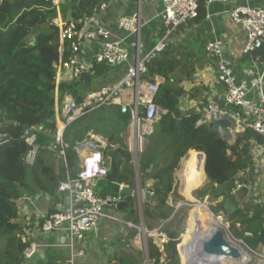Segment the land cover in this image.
<instances>
[{
    "label": "trees",
    "instance_id": "1",
    "mask_svg": "<svg viewBox=\"0 0 264 264\" xmlns=\"http://www.w3.org/2000/svg\"><path fill=\"white\" fill-rule=\"evenodd\" d=\"M71 19H83L95 9L112 0H70ZM62 16L65 7L60 5ZM205 13V2H200L199 17ZM58 16L52 1L46 0H0V264H23V252L28 242L21 238L18 201L23 196H33L43 192L52 194L58 181L68 175L75 178L80 170V144L89 138V133L104 137L107 146L102 149L103 165L107 174L96 180V195L116 197L122 184L140 175L141 188L150 183L155 191L154 199L147 204L146 219L166 220L174 209L169 205L174 191L175 172L181 160H188L192 150L205 153V172L213 185L216 197L223 198L219 208L223 211L225 198L231 196L240 185L253 186L256 165L253 162L254 149L263 142L254 130L246 128L235 139L221 133L204 119L210 102L200 101L198 108H181L185 93L180 74V60L174 50L166 47L149 64L145 80H155L165 73L167 81L155 96V103L164 113L155 122L154 131L148 136L137 162L123 136L132 123V114L122 113L120 107L103 106L72 122L65 132L68 147L65 150L66 171L58 164V150L52 145L55 131L56 99L59 103L67 95L77 96L81 88L93 86L114 67L105 63H95L89 72L78 78L56 84L57 65L69 56L71 48L65 42L61 48L60 30L54 23ZM65 18V17H64ZM197 18V19H198ZM259 66L264 65V45L247 54ZM169 75L171 78H169ZM188 78V74L186 76ZM219 107L228 111L223 101ZM25 125L35 129L40 152L35 164L28 166L24 158L30 149ZM54 127V129H53ZM52 130V133L50 131ZM137 163V164H136ZM195 168L194 160H190ZM65 172V175L62 174ZM129 201H132V197ZM252 195L248 206L239 210L238 218L231 223L235 236L242 239L254 251L264 249V202ZM158 204H155V202ZM202 203V202H200ZM152 208V209H151ZM150 210H152L150 212ZM131 216L133 209H128ZM164 226L170 241L163 251L153 237L147 240L148 254L152 264H181L178 251L179 234ZM184 250L185 245L180 246Z\"/></svg>",
    "mask_w": 264,
    "mask_h": 264
},
{
    "label": "built area",
    "instance_id": "2",
    "mask_svg": "<svg viewBox=\"0 0 264 264\" xmlns=\"http://www.w3.org/2000/svg\"><path fill=\"white\" fill-rule=\"evenodd\" d=\"M46 1H52L58 12L54 23L60 30L61 48L65 42H68L71 48L69 56L61 59L57 65L55 75L57 85L63 82L65 75L70 76L71 79L78 78L93 67H89L79 56L81 43L86 39L102 38L103 40L102 47L94 56V64L105 63L114 68H125V74L120 81L89 90L85 95L79 96L81 98L79 103L75 100L77 96H71L60 106L59 90L58 88L55 90L54 142L58 144L59 157L65 159V150L68 147L65 141V132L68 126L91 111L111 105H119L122 113L130 112L132 114V122L136 128L139 141L138 148L142 152L146 135L153 132L155 122L161 118V114L164 112L155 103V96L160 91V87L166 83L162 84L163 81L158 78L154 81H148L143 79V76L148 72L150 61L168 46L170 37L177 28L199 16L202 0H162L160 19L165 26L164 35L144 56L138 55L134 62H132L131 53L124 46L123 40L114 38L112 30L107 29L101 23L99 15L107 7L106 3H103L99 9H95L91 16L72 20L62 16L60 0ZM203 1L205 6H209L216 0ZM229 14L232 21L240 25L245 32L243 54H252L260 49L264 45V8L238 4L230 10ZM117 25L128 34L135 35L137 47L141 46L143 22L140 16L135 14L123 16L118 20ZM206 50L208 55L217 61V78L225 87L222 97L224 105L234 108L231 111L232 117L245 120L243 130L250 128L262 137L263 142L253 151V160L256 161L260 158L264 160V65L259 66L252 59L250 66L245 70L244 78L239 79L232 61L224 54L221 41L208 42ZM130 88H134L135 92L128 102L123 103L121 97ZM227 113L219 107L216 101L210 102L205 110L204 119L200 120L199 123L227 118L225 115ZM218 129L222 132L220 127ZM26 134H28L27 131ZM101 139L96 134L89 133V138L80 144L78 148L81 157L79 173L75 178L67 175L65 179L58 181L55 187L57 193L64 194L68 198L69 207L66 210L47 214L40 226L43 233L57 230L66 231L67 246L70 248L71 257L65 264H76L77 257L85 256V251L78 249L77 245L84 241L86 235L104 217L118 220L117 217L106 214L105 208L122 201V196L102 198L96 195L94 190L96 180L107 174V169L103 165L104 155ZM27 141L30 149L24 158V163L33 166L40 152V145L37 142L36 134L28 136ZM144 190L150 191L151 197L155 196V191L150 183L146 184L145 189L139 190L140 195ZM197 203L191 205L195 207ZM182 205L184 203H179L178 207ZM210 213L220 224V227L227 234H230V223L226 220L224 212L210 211ZM165 223L166 221L162 222L158 228L148 230L149 236L156 239L161 251L170 241L168 233L164 230ZM128 224L136 227L131 222ZM21 238L23 242H28V246L23 252L24 260L27 261L35 257L43 245L24 237V235ZM260 255L264 257V255Z\"/></svg>",
    "mask_w": 264,
    "mask_h": 264
},
{
    "label": "crops",
    "instance_id": "3",
    "mask_svg": "<svg viewBox=\"0 0 264 264\" xmlns=\"http://www.w3.org/2000/svg\"><path fill=\"white\" fill-rule=\"evenodd\" d=\"M60 1L66 9L63 17L71 19L69 7L67 9L71 1ZM238 4H248L252 7L264 8V0H216L212 5L205 6L203 16L197 17L198 19L196 18L178 27L170 37L167 47H171L174 50L176 59L180 60L181 67L179 72L185 78L182 80V84L185 86V93L181 101L182 109L198 108L200 101L205 99L208 102H218L222 100L224 95L225 87L217 78V61L211 58L206 50L208 42L213 40L221 41L224 54L232 61L237 77L239 79L244 78L245 70L250 66L252 58L243 54L242 48L245 40V32L240 25L232 21L229 14L230 10ZM161 11L162 0H112L100 13L99 17L101 23L107 29L112 30L114 38L123 40V44L129 49L131 60L134 62L138 55L141 57L144 56L164 35L165 26L160 19ZM132 14L140 16L143 22L141 46L138 47L136 44V36L128 34V32L120 29L117 25L121 17ZM102 43V38L86 39L81 43L79 56L89 67L93 66L94 56L102 47ZM124 74L125 68H113L93 88L96 89L105 84L118 82L123 78ZM187 74L188 78H186ZM157 78L163 81L162 84L167 80L165 73L158 74L155 79ZM169 78H171L170 75ZM69 80H72L70 76L65 75L63 81ZM167 82L169 84L172 83V79ZM89 90H91L89 87L84 86L77 96H83ZM134 90V88H130L122 95L121 100L123 103L130 100L135 92ZM71 96L67 95L63 103ZM111 106L119 107V105ZM232 110H228V113L225 115L231 120V126L228 128L227 134L233 140L239 132L244 131L245 120L232 117ZM151 134L146 135L143 148L146 141H148V136ZM123 136L136 161L134 149H138L139 141L133 122L128 126ZM101 138L103 148H105L107 141L104 137ZM53 141L54 138L52 143ZM141 153H139L137 160ZM190 160H194L195 168H191ZM205 160V153L198 149L190 152L185 167L182 165L185 159L181 160L180 166L183 167V170L179 168L174 174V191L171 193L169 200V205L174 209V212L166 220L153 219L152 221L149 219L148 221L153 222L149 225L146 224L144 218L143 222L140 221L137 211L140 206H147L148 203L155 201L154 197H152L151 201L147 202L143 193L142 195L139 192L137 194L136 188L138 182L136 181V177L134 180H130L128 184H122L120 186V192L125 195L122 200L127 199V204L122 210L118 209L116 205L105 208L106 214L113 215L118 220L104 217L86 235L84 241L77 245L78 249L85 251V256L77 257L75 260L76 264H144V259L142 258L144 255L142 228H145L144 226L147 227V229H144L145 233H148L146 230L158 228L163 221H166L167 224L175 220L170 227L179 234L181 226H189L192 219V214H180L181 206L178 207L179 203L193 204L198 201L204 202L211 212L219 208L223 198L216 197L213 191V185L208 180L205 172ZM253 162L256 165L255 183L253 186L240 185V187L246 186L249 191L246 197L244 196L245 199L243 201L241 199L244 197L238 199L241 204L239 210L244 208V204L248 206L249 199L252 195L256 196L260 202H264V160L260 158L256 161L253 160ZM128 196L132 197L131 202ZM155 204H158V202L156 201ZM18 206L19 218L16 222L21 228V236L24 235V237L35 240L43 245L38 254L32 259L25 261V264H65L71 257L70 248L67 246L66 231L57 230L55 232L43 233L40 230V226L42 225L44 216L47 214L68 209V198L64 194L57 193L56 191L52 194L40 192L33 196H23L19 199ZM128 209H133L131 216ZM219 212H224V210ZM193 219L198 220V216L195 215ZM180 221L184 223L179 227V224H181L179 223ZM128 222L133 223L136 227L129 225ZM139 224L141 225L139 226ZM144 247L147 252V258L150 261L148 248L145 243ZM161 262L167 263L165 259H162Z\"/></svg>",
    "mask_w": 264,
    "mask_h": 264
},
{
    "label": "bare ground",
    "instance_id": "4",
    "mask_svg": "<svg viewBox=\"0 0 264 264\" xmlns=\"http://www.w3.org/2000/svg\"><path fill=\"white\" fill-rule=\"evenodd\" d=\"M188 234V249L186 255L192 264H212L213 254H226L239 259L238 263L251 261L253 255L243 248L240 244L235 243L231 237L224 232V243L218 246H210L207 242L209 236L217 229H221L220 224L213 218L212 214H207L200 225L198 220H191ZM143 235L145 234L142 228ZM238 242V241H237ZM242 244V243H241ZM181 243L179 245V248ZM234 264V261H220V264Z\"/></svg>",
    "mask_w": 264,
    "mask_h": 264
},
{
    "label": "water",
    "instance_id": "5",
    "mask_svg": "<svg viewBox=\"0 0 264 264\" xmlns=\"http://www.w3.org/2000/svg\"><path fill=\"white\" fill-rule=\"evenodd\" d=\"M75 100L77 103H79L81 101V98L79 96H77ZM233 113H234V111H233ZM209 125L211 127L212 126L220 127L222 133L227 134L228 128L231 126V120H230V118H222L219 120L212 119L209 122ZM54 127H53V129H54ZM24 129H25V131L28 132V134H26V137L34 135L36 132L35 129L29 125H25ZM50 133H52V130L50 131ZM52 145L56 150H58V144L56 142L53 141ZM23 162L24 161H22V163ZM58 164L61 166V168L64 169V171H66V162H65L64 158L60 157L58 159ZM62 175L64 176L65 172ZM139 190H141V187ZM248 191H249V189L246 186H242V187L238 188L231 196L225 198L224 203H223L224 214H225L226 220L230 224L233 221H235L239 215V206L241 204H240V201L238 199H241L244 196L246 197V194L248 193ZM143 196L147 202L152 200V197L150 195V191H148V190L143 191ZM245 197L243 199H241V201H243L245 199ZM220 200H222V199H220ZM126 204H127V199H124L122 201L117 202L116 207L118 209L122 210ZM246 207H247V204H244V208H246ZM146 232H148V231L146 230ZM224 232H225V234L227 233L226 231L223 230V228L215 230L207 239L208 244L210 246H218V245H221L222 243H224V241H225ZM241 242L244 243V241H241ZM179 251H180V248H179ZM212 260H213L212 264H220V261H227V262L234 261L235 264H242V263H238L239 259L237 257L229 256L226 254H213ZM253 262L254 261H248L244 264H249V263H253ZM257 263H258V261H257ZM257 263H255V264H257Z\"/></svg>",
    "mask_w": 264,
    "mask_h": 264
},
{
    "label": "rangeland",
    "instance_id": "6",
    "mask_svg": "<svg viewBox=\"0 0 264 264\" xmlns=\"http://www.w3.org/2000/svg\"><path fill=\"white\" fill-rule=\"evenodd\" d=\"M134 153H135V158H136V162H137V157H138V155H139V153H141V150H140V148H138V149H134ZM186 161L187 160H185V162H184V164H182L184 167L186 166ZM181 170H183V167L181 168ZM136 181L138 182V186H137V194H138V192H139V189H140V187H141V180H140V175L139 174H137L136 175ZM134 203V202H133ZM191 204H184V205H182L181 206V208H180V210H181V212H180V214L182 213H184L185 215H187L188 213L189 214H192V219H193V217H195V215H197L198 216V224L200 225V223L202 222V220H203V218L207 215V214H211L210 213V211L208 210V208H207V206H206V204L205 203H197V205L194 207V206H190ZM146 205H143V206H140L139 208H138V217L140 218V221H142L143 222V218L145 219V221H146V224H151V222L153 221L152 219V221L150 222V221H148V219H146L147 217L145 216L146 215V211H147V209H148V207H145ZM152 209V208H151ZM152 210H150V212H151ZM179 211V210H178ZM213 211V210H212ZM179 213V212H178ZM215 213H217V212H215ZM146 217V218H145ZM191 219V220H192ZM175 221V220H174ZM174 221H170V222H168L167 223V225H166V227L169 229V230H173L170 226H171V224H173L172 222H174ZM153 223V222H152ZM179 223H181V221L179 222ZM182 223H184L183 221H182ZM182 223L181 224H179V227H180V225H182ZM166 224V223H165ZM141 224H139V226H140ZM143 225H144V223H143ZM165 226V225H164ZM143 227V226H142ZM145 228L144 229H147V227L146 226H144ZM149 228V227H148ZM188 228V229H187ZM190 225L189 226H186V225H182L181 226V229L179 230V240H180V243L182 242V245L184 244L185 245V248H184V250H180L179 251V247H178V251H179V254H180V257H181V264H192L190 261H189V258L187 257V255H186V250L188 249V234H189V230H190ZM149 230H151V229H149ZM186 230H187V232H186ZM230 231H231V233H230V237H231V239L235 242V243H237V244H240L243 248H245L248 252H250L252 255H253V258H252V260L251 261H254L255 263H257V261H258V263L257 264H264V257H261V255L260 254H262V255H264V249L262 250V251H259V250H257V251H255L256 253H254L253 251H254V249H252V248H250V247H248V246H246L244 243H242L241 241H243L242 239H239V238H237L234 234H235V232H234V230L233 229H231L230 228ZM182 235H183V237H182ZM142 241H143V248H144V255L142 256V258L144 259V264H151L150 263V261H149V258H147V252H146V250H145V247H144V243H145V245L147 246V240H148V238H149V234L148 233H145L143 236H142ZM236 238V239H235ZM241 240V241H240ZM238 241V242H237ZM242 243V244H241ZM1 248H3V242H2V240L0 241V249ZM181 248V247H180ZM249 263V264H255V263ZM233 264V263H232ZM235 264V263H234Z\"/></svg>",
    "mask_w": 264,
    "mask_h": 264
},
{
    "label": "clouds",
    "instance_id": "7",
    "mask_svg": "<svg viewBox=\"0 0 264 264\" xmlns=\"http://www.w3.org/2000/svg\"><path fill=\"white\" fill-rule=\"evenodd\" d=\"M60 158V157H59Z\"/></svg>",
    "mask_w": 264,
    "mask_h": 264
}]
</instances>
